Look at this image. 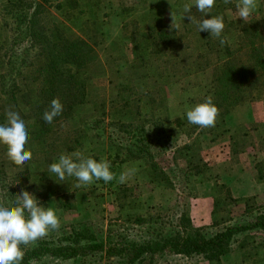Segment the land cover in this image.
<instances>
[{"label":"rangeland","instance_id":"rangeland-1","mask_svg":"<svg viewBox=\"0 0 264 264\" xmlns=\"http://www.w3.org/2000/svg\"><path fill=\"white\" fill-rule=\"evenodd\" d=\"M14 1L0 0V124L8 109L30 121L33 155L17 166L0 144V202L25 189L57 211L60 227L48 235L86 227L104 246L64 264H108L106 248L140 237L138 217L185 214L214 230L264 206V0L246 22L237 0H216L206 18L223 15L224 45L183 19L184 4L201 18L194 0H23L19 25ZM225 66L244 78L217 98L214 74ZM208 96L218 102L215 126L190 124L186 112ZM54 98L63 112L49 124L42 117ZM77 150L108 160L116 178L80 188L75 177L60 181L49 165ZM232 248L192 263L264 264V231ZM158 255L143 264L181 260ZM59 263L43 256L38 264Z\"/></svg>","mask_w":264,"mask_h":264},{"label":"clouds","instance_id":"clouds-1","mask_svg":"<svg viewBox=\"0 0 264 264\" xmlns=\"http://www.w3.org/2000/svg\"><path fill=\"white\" fill-rule=\"evenodd\" d=\"M225 4L231 0H223ZM216 0H194L196 10L201 18L196 20L192 14V4L183 5V19H188L197 25L199 32H208L214 38L220 39L224 45L227 38H222L225 28L223 15H211L206 18ZM236 8L238 18L244 22L257 10L258 0H237ZM172 20L174 15L171 12ZM63 112V105L59 98H54L50 103V109L45 110L43 119L51 124L57 116ZM6 123L0 124V144L6 146L8 159L17 166H21L32 159V151L26 149L30 132V121L21 118L18 112L6 110ZM219 109L214 104L213 98L208 96L204 102L196 104L186 112L190 124L201 128L214 127ZM110 162L106 159L97 161L91 156H85L77 150L68 154H61L56 162L49 165V171L58 177L60 181L67 177H75L76 188L92 184L94 180H103L108 183L115 179L110 170ZM134 169H129L119 175V183H126ZM8 191V190H6ZM60 219L57 211L51 207L45 208L39 204L34 194L25 189L15 195L14 200L0 202V264H21L24 251L23 246L35 243L44 238L50 231L58 230Z\"/></svg>","mask_w":264,"mask_h":264},{"label":"trees","instance_id":"trees-1","mask_svg":"<svg viewBox=\"0 0 264 264\" xmlns=\"http://www.w3.org/2000/svg\"><path fill=\"white\" fill-rule=\"evenodd\" d=\"M22 1L13 2L12 16L18 25L23 24L25 17L28 16L19 8ZM30 7L31 5L28 6ZM36 44L41 47L40 43ZM70 56L72 59L68 61H72L73 64L80 57L78 53H72ZM235 72L236 70L230 66L216 70L214 82L217 98L226 92H231L232 85L235 86L243 81L244 74L242 72L235 74ZM215 101L216 98H213L214 104L218 106V102ZM136 222L138 225H144L139 233L140 237L134 242L125 241L118 248H106L104 252L108 264H143L156 254L161 256L165 253L181 259L177 264H194L192 260L196 258L218 261L231 252L233 244L241 235L264 231V206L257 213H252L246 223L224 224L214 230L194 227L191 219L185 214L176 218L158 216L149 220L138 217ZM102 250H104L103 244L97 243L94 233L89 228L71 227L67 231L47 235L32 243V246H23L25 254L21 264L33 262L38 264L43 256L60 259L61 264H64L78 258L96 256L100 254L97 251L102 252Z\"/></svg>","mask_w":264,"mask_h":264}]
</instances>
